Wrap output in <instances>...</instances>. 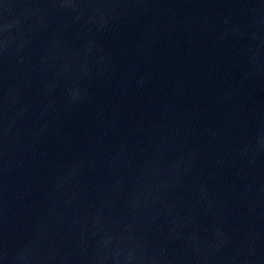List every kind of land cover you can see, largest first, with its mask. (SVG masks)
<instances>
[{"label":"water","instance_id":"water-1","mask_svg":"<svg viewBox=\"0 0 264 264\" xmlns=\"http://www.w3.org/2000/svg\"><path fill=\"white\" fill-rule=\"evenodd\" d=\"M0 264H264V0H0Z\"/></svg>","mask_w":264,"mask_h":264}]
</instances>
